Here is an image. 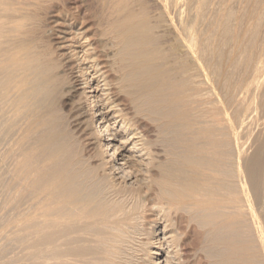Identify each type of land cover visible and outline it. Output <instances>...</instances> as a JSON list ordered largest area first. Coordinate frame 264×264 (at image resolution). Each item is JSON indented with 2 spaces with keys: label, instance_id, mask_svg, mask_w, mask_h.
I'll list each match as a JSON object with an SVG mask.
<instances>
[{
  "label": "bare ground",
  "instance_id": "obj_1",
  "mask_svg": "<svg viewBox=\"0 0 264 264\" xmlns=\"http://www.w3.org/2000/svg\"><path fill=\"white\" fill-rule=\"evenodd\" d=\"M58 1L0 0V243L12 231L45 264H186L194 236L207 264H264V174L233 125L252 121L233 114L245 76L188 36L190 0H78L54 57L26 38ZM254 73L257 102L263 58Z\"/></svg>",
  "mask_w": 264,
  "mask_h": 264
},
{
  "label": "rangeland",
  "instance_id": "obj_2",
  "mask_svg": "<svg viewBox=\"0 0 264 264\" xmlns=\"http://www.w3.org/2000/svg\"><path fill=\"white\" fill-rule=\"evenodd\" d=\"M72 2H75V4H71ZM72 2L69 3V0H63V1L60 0L58 2H55L53 5H51V8H49L50 10L48 9L47 11L44 12L41 11L39 13L41 17L39 16V19H37L38 22L35 21L28 26L27 29H30L32 27L30 29L32 31L30 34L28 33V35L31 36L27 35L29 38L26 36L27 37L26 39L32 40L33 38H36L37 43L39 42L38 45L41 49L42 48L44 49L46 47L47 50L50 49L49 51H51V53L54 52L52 53L54 57H58L59 53H61L59 51L58 46L61 42L62 34L59 27L56 26V24H54V19H56L54 17H56V15L63 9L65 10L68 9L69 11V8L71 7L83 6V4H81V2H78V0H74ZM188 4L189 7H191V9L188 12L189 13L188 14L189 16H187L188 18L187 19L185 18V23L187 20V25L191 26V29L188 31L189 34L188 36L190 38L192 37L191 38L192 40L198 42L197 43L198 48H200L203 51V53L207 58L212 57L213 61L216 64H219L221 73H227L231 76L232 78L231 81H234L235 79H237V77L243 75L245 76V77L243 76L244 78L243 77L242 78L245 79L244 81H246V83L244 81H241V85H240V86L243 85L244 87L240 89L239 86L240 92H242V94L240 95L242 100L241 102L243 103L240 102L241 104L235 105L233 109V114L238 118V117H242L243 115H246V113L249 112L248 114L251 117L252 121L251 123L249 122L248 124L245 123L243 125H240L237 119L234 120L235 122V124H233L235 127L234 131L236 133L237 142H239L242 145H245L246 148H248L247 156L250 154L248 158L250 157L251 160L253 158L256 159V160L253 159V161H255L254 166L256 164L259 167L261 166L260 170H262L263 172L262 174H264V166H263L264 159H261L264 158V131H263L264 125L262 124L264 123V112H263L264 98L261 101L252 102L251 101L252 89L248 86H245L251 82V79H253L255 74L254 70L255 67L257 66V62L259 61V58L264 59V0H190L188 1ZM187 25L185 26L186 28ZM37 37L40 38L38 39ZM65 74H67L66 75L67 78L66 76L65 78L68 81L69 72ZM243 82L245 83V85ZM60 92H62L61 94L58 93V95L60 94L59 95L60 97L57 96L58 98L55 99V101L56 100L59 101L54 102L55 103L54 107L56 108L57 111L60 110V113L59 112L58 113L59 115L61 114L60 115L61 117L63 116L62 117L63 122H66L69 125V127H71L72 129L73 128L76 129V127H74L75 123H77L80 120V116L78 115H77L78 117L75 116L76 114H78L77 109H75L77 103L76 97H78L77 96L78 93H75V95H73L74 93L68 95L70 98L72 97L71 98L72 100L70 101L69 100L70 98L67 96V94L66 96L63 95L65 94L63 93L65 92L64 90ZM262 93H264V88ZM65 117L67 118V120ZM74 117H75L74 120H76V118L79 120H77V122L76 121L73 122L74 120L72 118ZM69 119L71 120L72 123L70 122ZM257 123L258 125H256ZM261 124L263 125L262 129H261ZM81 129L83 128L80 127V132ZM80 132L77 131V134H75V136L79 135ZM81 134H80L81 138L79 137V140L83 143L84 148L86 147L83 153L88 154L93 150L89 149L91 147L89 144H86L87 141L83 135V131L81 132ZM251 139L253 140L255 139L256 145L255 144L251 145L250 143ZM248 144L250 147L247 146ZM257 149H259L258 150L259 152L257 151ZM260 186H259V194L261 197L260 199H258L259 203L256 202L257 206L260 207L259 209H257L258 212L257 210L256 212L257 214L261 212V214L264 216V197H263L264 183H261ZM2 211L3 210L1 208L0 213ZM258 215L259 217L261 216L260 214ZM8 232H12V231H8ZM8 232H7L8 239L6 238L7 241L3 239V242H5V244L7 243L6 245H8V247L10 248L6 247L4 243H0L1 248L3 247H4L3 249L7 248L5 259L6 261H8V264H28V263L33 264L34 261H35L34 264H45L44 260H42L43 262L40 261L39 259H38L39 262L37 261V259L34 260V258H32L33 254L29 253V251H32L31 250L32 248L27 249L24 242L15 239V237L18 238L16 234L12 235ZM195 239L196 237L194 236H190L189 238L190 246L188 247L189 249L186 248L185 251V255H184L185 262L186 264H207V260H205L204 254L200 251H197L199 245L197 242L198 239H196V241ZM30 254L31 256H29ZM25 258L26 260H24Z\"/></svg>",
  "mask_w": 264,
  "mask_h": 264
}]
</instances>
